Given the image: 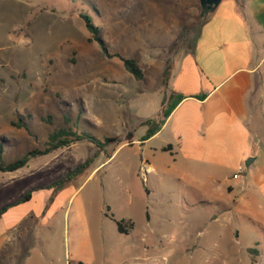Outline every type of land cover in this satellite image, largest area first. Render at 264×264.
Returning <instances> with one entry per match:
<instances>
[{
	"label": "rangeland",
	"instance_id": "374dc122",
	"mask_svg": "<svg viewBox=\"0 0 264 264\" xmlns=\"http://www.w3.org/2000/svg\"><path fill=\"white\" fill-rule=\"evenodd\" d=\"M200 11L199 0H0L4 161L44 148L61 127L121 139L103 149L77 140L0 172L1 207L91 159L47 214L35 216L34 226L32 212L46 205L52 189L43 187L31 200L12 205L18 212L5 218L22 221L29 213L23 241L33 244L35 260L46 253L37 264H80L68 263L67 252L82 244L93 254L83 264H264L261 223L212 211V203L182 188L167 168L153 178L141 143L126 140L129 132L135 140L143 136L144 120L162 117L164 71L170 67L171 76L174 61L193 47ZM84 12L101 28L109 52L139 60L144 80L90 41ZM20 119L29 130L13 124ZM116 220H124L128 232H120ZM27 255L22 251L21 259Z\"/></svg>",
	"mask_w": 264,
	"mask_h": 264
},
{
	"label": "crops",
	"instance_id": "0c3cea01",
	"mask_svg": "<svg viewBox=\"0 0 264 264\" xmlns=\"http://www.w3.org/2000/svg\"><path fill=\"white\" fill-rule=\"evenodd\" d=\"M170 82L186 97L156 133L133 141L145 149L147 169L154 178L167 168L182 188L212 203V211L264 228V0H223L193 47L174 61ZM200 93L206 96H192ZM49 208L32 212V226ZM14 211L12 206L0 218V264L43 263L46 253L35 260L33 244L23 241L29 213L22 221L5 220ZM86 248L75 246L67 262H91ZM22 251L29 257L21 259Z\"/></svg>",
	"mask_w": 264,
	"mask_h": 264
},
{
	"label": "trees",
	"instance_id": "16d2710c",
	"mask_svg": "<svg viewBox=\"0 0 264 264\" xmlns=\"http://www.w3.org/2000/svg\"><path fill=\"white\" fill-rule=\"evenodd\" d=\"M80 16L84 20L86 28L91 33L90 41L99 42L102 48V52L107 57H114V56L119 57L122 60L124 67L130 73H132L135 76V78H137L138 80L145 79L146 76H145L144 68L140 65L139 60L136 57H125L118 52H112V53L109 52L106 42L101 34V28L95 23L93 16L87 12L81 13ZM207 17H200L199 26H202V24L207 19ZM170 69H171L170 67H167L163 74V84L166 87V89L164 90V95H163L162 102H161L162 117L158 120L154 118H148L141 123L142 125L147 126L146 132L140 138V140L142 141L148 139L154 133H156L161 128L165 119L170 115L173 109L180 103V101H182L186 97V95L183 93L176 92L173 89H167L170 78H171ZM192 96L204 98L206 96V93L194 94ZM13 124L18 127L24 126L27 130H29L28 126L25 125L21 119L18 122H13ZM81 139H87L88 141L94 143L98 148H101V149H103L104 146H106L109 143H112V142L119 143L121 141V139L118 136H105L104 138H99L87 131L78 132V131L71 130L70 128L61 127L49 134L48 140L46 141L44 148L30 149L21 157L13 161H10V162L4 161L5 148H4L3 143L0 142V172L15 171L21 167L26 166L28 162L30 161V159L33 157L51 153L58 148L69 146L74 141L81 140ZM126 140L128 141L129 144H133V141H134L133 132H129L127 134ZM90 162H91V159L88 158L84 162L79 163L75 167L69 169L65 174H63L60 178L53 181L52 183L46 186L37 185V186L31 187L16 202H13L11 204L2 205L0 207V218L2 217L4 212H6L9 209V207H11L12 205L24 203L26 201L31 200L34 191L42 189L43 187L52 189V192L46 202V208H48V206L55 200L56 195L61 190H63L75 178L86 173L87 169L90 166ZM116 223H117L118 230L120 232H125V233L128 232L127 228L125 227L126 225H125L124 220H116ZM131 226H133V223Z\"/></svg>",
	"mask_w": 264,
	"mask_h": 264
},
{
	"label": "water",
	"instance_id": "95a60500",
	"mask_svg": "<svg viewBox=\"0 0 264 264\" xmlns=\"http://www.w3.org/2000/svg\"><path fill=\"white\" fill-rule=\"evenodd\" d=\"M201 5L200 17H207L210 15L216 7L223 1V0H199ZM247 165L250 164V160L246 162Z\"/></svg>",
	"mask_w": 264,
	"mask_h": 264
},
{
	"label": "built area",
	"instance_id": "2783aa9c",
	"mask_svg": "<svg viewBox=\"0 0 264 264\" xmlns=\"http://www.w3.org/2000/svg\"><path fill=\"white\" fill-rule=\"evenodd\" d=\"M241 171H243V167H240L239 170H238V172L236 174H234V176L235 177H238Z\"/></svg>",
	"mask_w": 264,
	"mask_h": 264
}]
</instances>
